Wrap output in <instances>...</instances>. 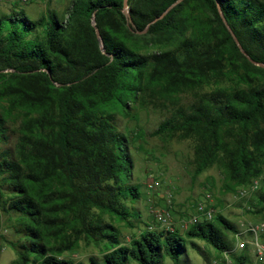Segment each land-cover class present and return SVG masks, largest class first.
Here are the masks:
<instances>
[{"label": "trees", "instance_id": "16d2710c", "mask_svg": "<svg viewBox=\"0 0 264 264\" xmlns=\"http://www.w3.org/2000/svg\"><path fill=\"white\" fill-rule=\"evenodd\" d=\"M233 34L264 63V0H128L127 12L124 0H72L64 16H0V218L12 264H85L64 257L81 242L103 251L89 264H163L165 254L181 264L188 240L204 253L195 239L233 250L239 227L217 210L184 235L126 239L118 223L139 226L141 185L115 112L172 103L151 135L192 140L194 178L217 165L234 192L259 179L247 201L264 215V67Z\"/></svg>", "mask_w": 264, "mask_h": 264}, {"label": "rangeland", "instance_id": "374dc122", "mask_svg": "<svg viewBox=\"0 0 264 264\" xmlns=\"http://www.w3.org/2000/svg\"><path fill=\"white\" fill-rule=\"evenodd\" d=\"M71 3L72 0H65L57 8L60 16L65 15ZM51 6V0H39L28 4L3 3L0 4V16L17 11L24 13L32 20H37L46 14L47 8ZM209 89L206 87L204 90ZM180 99L182 102L191 100V93L181 95ZM159 102L161 103L157 105L150 104L144 110L134 106L131 110V115L134 114L137 118L127 117L123 112L115 111L119 129L130 139V151L134 161V182L141 185V198L133 204L140 212L139 226L130 229L122 223H118L126 239L129 240L133 235H138L142 230L148 229V227L153 230H167L166 227L155 221L151 212L156 207L168 209V206H170L166 200L164 202L160 199L159 194L161 192L173 191L171 227L174 228V232L182 235L188 230V228L183 226L182 222V220L186 219V208H193L202 199L206 190L212 192L217 207L216 210L236 225L242 226V223L247 224L249 221H261L264 218L262 214H253L249 211L248 213L251 214L243 215L240 213L242 205H245L247 199H242L238 196V188L235 192L224 188L223 174L217 165L207 168L196 178L193 177L195 164L193 163L194 143L192 140L173 139L165 141L160 137L151 135V132L158 124L171 114L174 106L170 102ZM154 181L159 182V185L150 187L149 184ZM256 195L255 192L251 197H256ZM255 201L256 199L254 198L253 202L255 203ZM251 207L253 209V206ZM12 236L13 231L7 227L5 216H2L0 218V264H12L14 259L17 258L15 249L6 242V238ZM228 238L232 244L235 242L233 233H230ZM195 241L204 253H201L188 240L186 243L187 253L182 255L181 264H209L206 257L211 262L220 256V253L211 244L200 239H195ZM102 252L92 242L90 244L81 242L78 249L66 251L64 257L74 262L89 264L91 257L101 260ZM250 257L251 262L248 264H255V258L251 253ZM129 264L139 263L131 260ZM163 264L175 263L170 256L165 254Z\"/></svg>", "mask_w": 264, "mask_h": 264}, {"label": "built area", "instance_id": "2783aa9c", "mask_svg": "<svg viewBox=\"0 0 264 264\" xmlns=\"http://www.w3.org/2000/svg\"><path fill=\"white\" fill-rule=\"evenodd\" d=\"M39 0H0V4L3 3H22L28 4ZM159 182H151L150 187H157ZM260 187L259 179L254 180L248 187H241L238 189V196L242 199H249L254 192ZM164 199L168 203L167 208H154L151 210L154 219L160 225L166 227L167 230L173 231L171 227V207L173 202V191L163 194ZM248 201L245 205H242L240 211L241 214L248 213L252 209L248 206ZM170 207V208H169ZM187 215L184 219L183 226L189 228L191 225L199 223L201 221H212L215 218L216 207L211 191L206 190L203 193L202 199L193 207L186 208ZM239 231L234 234L235 244L232 251H223L218 258L213 259L210 264H233V252L239 253L247 251L255 258V264H264V218L259 222L249 221L247 224L242 223V226H238Z\"/></svg>", "mask_w": 264, "mask_h": 264}, {"label": "water", "instance_id": "95a60500", "mask_svg": "<svg viewBox=\"0 0 264 264\" xmlns=\"http://www.w3.org/2000/svg\"><path fill=\"white\" fill-rule=\"evenodd\" d=\"M124 7H125V12H127V8H128V0H124ZM164 15V14H163ZM221 15H222V18H223V20H225V18H224V16H223V14L221 13ZM162 17V16H161ZM96 34H97V36L98 37H100V33H99V30L98 29H96ZM233 36H234V38H235V40H236V42H237V44H238V46H239V48L242 50V52L247 56V58L251 61V62H253L254 64H256V65H258V66H261V67H264V63L263 62H257V61H255L254 59H252L244 50H243V48H242V45L240 44V42H239V40L235 37V35L233 34Z\"/></svg>", "mask_w": 264, "mask_h": 264}, {"label": "crops", "instance_id": "0c3cea01", "mask_svg": "<svg viewBox=\"0 0 264 264\" xmlns=\"http://www.w3.org/2000/svg\"><path fill=\"white\" fill-rule=\"evenodd\" d=\"M65 0H51V7H52V9H54V10H56L57 11V8L64 2ZM163 194H165V193H163V192H161L160 194H159V197H160V199L162 200V201H164L165 202V199H164V197H163ZM164 199V200H163ZM182 220V219H181ZM183 221V220H182ZM149 228V227H148ZM150 229H152V228H150ZM254 263H255V261H254Z\"/></svg>", "mask_w": 264, "mask_h": 264}]
</instances>
